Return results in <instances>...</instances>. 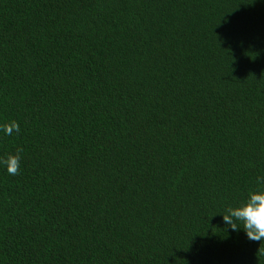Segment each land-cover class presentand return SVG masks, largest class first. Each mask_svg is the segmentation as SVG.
<instances>
[{
    "label": "trees",
    "instance_id": "16d2710c",
    "mask_svg": "<svg viewBox=\"0 0 264 264\" xmlns=\"http://www.w3.org/2000/svg\"><path fill=\"white\" fill-rule=\"evenodd\" d=\"M17 149L0 264H264L222 219L264 177V0H0Z\"/></svg>",
    "mask_w": 264,
    "mask_h": 264
},
{
    "label": "clouds",
    "instance_id": "9594fccd",
    "mask_svg": "<svg viewBox=\"0 0 264 264\" xmlns=\"http://www.w3.org/2000/svg\"><path fill=\"white\" fill-rule=\"evenodd\" d=\"M2 131L10 136L19 131V124L10 121L3 126ZM21 151L17 149L14 154L0 157V165L4 166L8 174L16 175L20 171ZM222 219L231 231L243 230L249 240H264V177H257V188L250 191L243 202L228 206Z\"/></svg>",
    "mask_w": 264,
    "mask_h": 264
}]
</instances>
